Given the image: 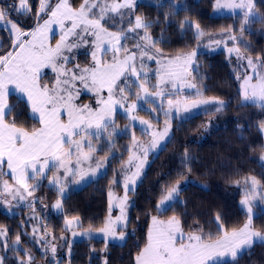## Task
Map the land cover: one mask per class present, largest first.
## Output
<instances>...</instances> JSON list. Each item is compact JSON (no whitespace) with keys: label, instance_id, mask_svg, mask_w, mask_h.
<instances>
[{"label":"snow or ice","instance_id":"1","mask_svg":"<svg viewBox=\"0 0 264 264\" xmlns=\"http://www.w3.org/2000/svg\"><path fill=\"white\" fill-rule=\"evenodd\" d=\"M136 0H121V2L109 3L108 0H81L79 6H73L70 0H40L39 7L36 10L35 16L37 20L36 27L25 32L18 27L16 23L7 20L6 17L10 11H16L20 15L30 14L32 8L28 0H19L17 6L16 0L7 9H0V21L10 24V32L13 36L11 44L7 50H3V45L0 44V177L6 175L2 171L4 161L6 160L7 168L11 170V178L15 180L19 187L13 193L8 181L4 180L3 189L5 192L13 195V199H24L20 194L22 188L29 196L32 191L38 188L39 183L35 188L29 190V179H35L37 176H43L45 169L49 171L57 168H64L65 175L71 172L76 174V170H80L83 178L86 173L80 169V165L84 161L91 160V153L94 151L91 141L88 137L100 139L101 130L107 129L114 123L110 119L114 111V106L120 101L114 99V93L118 90L121 94V100H126L123 95L125 89L128 88L127 79L124 81V87H120L118 81L124 74L131 71L133 75H138L134 66L136 52L129 51L127 46L122 43L129 37L127 33H135L138 29L144 30V35L140 40L147 41L152 48L156 47L158 41L153 40L149 35V29L152 24L146 22L139 15L135 16L134 25L125 32L121 29L120 32H111L105 25L109 21L114 20L115 15L121 18L124 16L131 17L134 14ZM215 7L218 9H240L242 13V29L246 31L247 26L252 23L264 24V15L255 10L253 0H216ZM47 17V18H44ZM43 21L40 23V21ZM70 22V27H66L65 22ZM58 24L63 34L60 40L54 47L48 43V33L52 31L51 25ZM129 19V24H132ZM189 25L186 20L182 23ZM196 38L199 39L204 35L196 25ZM79 29V32H77ZM69 35L77 36L81 42L87 43V37L92 36L95 39L92 41L96 50L92 52L94 64L91 67L80 69V76H76L72 70H69L65 65L70 61V57L64 55L65 50L71 51L76 45L67 41ZM236 39L235 37H230ZM107 43L111 46L101 48V45ZM219 43V42H217ZM135 48L140 51L143 63V56L147 55L148 45H143L137 41ZM102 51L107 53L113 52V60L111 62H103L97 58V52ZM124 51L123 59L118 58V53ZM157 54L162 55L161 50L157 49ZM233 49H229L232 52ZM237 58L241 59L239 49H235ZM196 53L193 51L185 55H176L167 60H159L158 82L153 87L157 89L155 95H163V90L160 85L166 82H172L173 87H176V82L183 84L188 76L193 58ZM152 59V56L148 57ZM258 60L260 58H257ZM249 67L253 69L255 74V83H253L252 75H245L241 84V106L251 104L264 110V74L260 73L256 64L251 58H247ZM264 66V61L261 62ZM51 67L59 76L67 77L63 80L57 79L55 85L40 84L41 69ZM77 67H79L77 65ZM194 71V69H193ZM91 80L92 89L97 94L98 109H94L89 105L77 107L74 103V97L71 91L72 81L79 79L88 87V79ZM9 85H14L15 89L27 96L31 114L33 119H38L41 125L39 128L31 130L25 127H18L13 116L14 107L8 104ZM189 88H195V84H188ZM138 87L147 93L148 89L144 83ZM107 89V98L101 93ZM131 91L130 88H128ZM197 95H200L197 92ZM169 106L173 101L169 99ZM177 104L180 101L176 102ZM207 100H196L193 106L197 104H208ZM122 106V105H121ZM223 101H217L215 110L221 111L224 107ZM136 105H131L129 110L135 108ZM63 113L67 114V122L62 119ZM168 115V113H165ZM142 124H147V121H141ZM151 127V125H149ZM95 128L96 131H89ZM260 130L264 132V122L260 123ZM143 131V129H142ZM168 133V128L162 133H154V139L151 147L155 148L158 139H163ZM74 137H79L74 139ZM88 151L85 152L84 148ZM76 155V169L69 167L71 157ZM145 159L140 160L136 165V172L130 176L126 175L124 179L125 195L120 199V215L115 218L111 217L112 204L109 203V217L104 222V226L99 229L105 236H116V228L120 222L126 221L125 205L128 199L127 193L134 191L129 184L135 185L136 178L140 175V169L146 163L147 151L144 152ZM133 159H138L134 155L129 157V164ZM189 157L185 152L183 163L187 166ZM264 160V156L261 157ZM31 169V175H29ZM190 170V169H189ZM93 175L95 170L93 169ZM116 183L117 181H113ZM56 183V181H52ZM239 183V181H237ZM245 183H249L248 180ZM260 182L255 178H250V187L246 192L245 198L241 200V205L246 206L249 218L242 227L222 230L216 237L211 233L205 235L201 229L189 234L185 237L180 225V221L176 216L168 220L158 219L157 216L151 217V225L149 226L146 242L139 249L135 256V264H222L225 257H230L233 264H238V258L241 253L256 242L264 243V234L254 230L252 226V208L249 204V197L256 194L257 185ZM58 191L62 194L64 189L59 188ZM180 194L179 185L168 188L166 194L161 198L160 203L156 206L157 212L167 211L168 205L175 201ZM111 196V193H110ZM167 202V203H166ZM60 208V202L55 205ZM217 222L220 217L217 216ZM78 223V220L76 221ZM72 221H68L71 224ZM125 225L121 224V227ZM223 229V225L218 223V230ZM0 236L5 237L2 246L5 250L11 247L12 251L17 250L20 245V235H17L15 242L9 246L7 242L6 230H0ZM119 239L123 241L125 234L123 231L119 233ZM185 240L187 242H185ZM55 253V247L51 248ZM24 258H19L16 264H34V257L29 251L23 252ZM4 257H0V264H4Z\"/></svg>","mask_w":264,"mask_h":264},{"label":"trees","instance_id":"2","mask_svg":"<svg viewBox=\"0 0 264 264\" xmlns=\"http://www.w3.org/2000/svg\"><path fill=\"white\" fill-rule=\"evenodd\" d=\"M30 2L32 12L27 16L34 14L38 0ZM11 3L12 0H0V7L8 8ZM73 3L78 6L81 0H73ZM214 3L215 0H184L176 6L168 2L142 1L135 6L131 17L116 18V15L115 28L126 30L134 24L135 16L139 15L152 24L148 31L158 41L156 45L163 52L171 54L193 50L198 44L208 42L211 37L233 32L236 34L237 44L248 55L262 56L264 61V24H249V30L242 32V15H215ZM255 10L264 15V0H256ZM129 19L132 24H129ZM186 20L190 26L186 24L181 28ZM197 24L204 33L199 39L195 35ZM106 26L109 27L108 24ZM112 26L114 24H110L111 28ZM142 32L144 33L143 29H138L130 34L140 38ZM132 35L129 39L135 38ZM6 49L3 47V50ZM190 78L200 95L215 102L223 101L225 106L221 113L209 125L216 110L173 119L171 136L151 156L142 180L130 192L133 203L126 228L127 240L123 243L97 238L76 241L72 245L71 255L63 260V264H104V260L107 264H135V256L146 242L152 216L164 219L176 216L186 232L201 229L203 234L211 233L213 237L222 230L242 227L246 222L248 214L240 203L246 195L245 181L254 175L264 190V163L261 162L264 135L260 130V123L264 122V110L251 104L241 106L238 79L223 50L200 52L192 66ZM197 92L195 96H198ZM10 101L14 112L9 119L15 118L18 126L29 130L39 126L38 120L32 118L24 99L12 94ZM138 114L157 121L149 109L140 108ZM118 137L114 146L124 149L129 141L127 138L131 136L123 132ZM114 146L108 148L114 150ZM127 152L128 149L121 154L112 155L108 159V171L95 180L81 188L69 190L63 199L64 212L50 215L49 225L56 232L64 229L66 216H79L81 228H100L104 225L115 170L123 162ZM185 152L190 158L187 166L183 163ZM186 178L189 182L182 188L180 198L167 211L157 212L156 206L168 188ZM45 188L51 190L47 186ZM116 188L118 191L123 189L120 182L116 184ZM52 192L55 197V190L52 189ZM30 208L28 206L22 208L20 213L9 214L0 206V230L5 229L9 233L8 243L15 241L19 234L28 248L34 247L31 239L27 240L30 235L25 232L22 224L26 211ZM217 216L220 217L218 222ZM218 223L223 225V229L218 230ZM25 224L29 230V225ZM252 226L264 231V212L253 218ZM3 241V236H0V242ZM0 251H5L2 243ZM23 252L18 248L16 251L10 249L4 257V264H16L17 259L23 257ZM222 264L233 262L229 259L222 261ZM238 264H264V243L256 242L251 248L244 250L238 258Z\"/></svg>","mask_w":264,"mask_h":264},{"label":"rangeland","instance_id":"3","mask_svg":"<svg viewBox=\"0 0 264 264\" xmlns=\"http://www.w3.org/2000/svg\"><path fill=\"white\" fill-rule=\"evenodd\" d=\"M142 1H147V0H136V5ZM149 1H151V3L168 2L175 4L176 6H179L184 0H149ZM52 2L55 3L56 0H52ZM108 2L109 3L121 2V0H108ZM253 2L254 4H256V0H253ZM28 3L32 8L30 0H28ZM39 3L40 0H38V4L35 7L34 14L30 16H27V14L20 15L16 11L14 12L12 11L8 13L6 19L10 20L13 23H16L18 27L22 28L25 32L30 31L31 29L35 28L37 24L35 13L39 7ZM70 3L73 6H75L73 0H70ZM215 4H216V0L213 9V14L215 15H230V14L242 15L240 9H236V10L218 9L215 7ZM17 6H19V0L17 2ZM0 9H7V8L0 7ZM112 15L114 16V20L109 21V23H107L109 27L106 25L105 27H107L108 30L111 32H120L121 30L115 28L116 15L115 14ZM116 18H120V16L117 15ZM42 22L43 21L41 20L40 23ZM110 24L111 25L114 24V27L112 26L111 28ZM65 25L66 27H70V22L66 21ZM132 26L130 25L128 26V28ZM10 28H11L10 24L4 21H0V44H2L3 47L7 49L9 48V45L11 44V41L13 39V36L11 35L10 32ZM51 29L52 31L48 33V43L50 46L54 47L55 44L60 40L63 31L61 27L55 23L51 25ZM127 29L124 31L127 32ZM247 30H249V26H247ZM77 32H79V29H77ZM127 35L129 37L132 34L127 33ZM143 35L144 33L141 36ZM149 35L154 40L153 36L150 33ZM132 36L135 37V35ZM230 37L236 38V34L233 32H228L221 35L220 37H211L208 40V42L204 41L198 44V46L193 50L178 54L163 52L157 45L155 48H152L147 41H142L140 40L139 37L137 38L135 37L133 39L128 38L126 41H122V43L127 46L129 51L136 52V59L134 61V66L136 68L138 75H133L131 71H128L124 74V76L120 78V80L118 81L120 87H124V81L127 79L128 88H130L131 91H129L128 88L125 89L123 95L127 97L126 100H121V94L119 93L118 90L114 93V99L120 101L119 104L114 106V111L110 117V119L114 121V123L107 129V131L101 130L100 139L97 140L93 137H88V139L92 143V147L94 151L91 153V157H92L91 160L84 161L80 165V169H82L83 172L86 173V175H84L83 178L80 174L79 169L76 170L75 175H73L71 172L65 175L64 168H57L51 171L45 169V173L43 176H37L35 179L28 180V184L30 186L29 190L35 188L37 183H39L40 185L38 188H35V191H32L31 196H29L27 192H25L21 188L20 194L24 196V199L20 200L19 196H17V199H13L12 194L4 191L2 182L4 180H7L9 186L12 188L13 193H15L16 189L19 186L16 185L15 180L11 178V170L7 168L6 160L4 161L2 171L4 173H7L8 175L6 176L3 175L2 177H0V206L1 208L4 209L5 212L9 214L20 213L23 211L22 208L31 206V208L28 211H26L25 220L22 221V224L24 225L25 232H27L30 235V237H27V240L30 241L31 239L34 247L28 248L22 242V235H21L20 237L21 243L19 246H17V248L22 249L23 251L25 250L29 251L30 254L34 257V264H63V260L71 255L73 243L79 240L97 238V239L105 240L107 242H118V243H123L127 240L128 231L126 230V228L128 225L131 206L133 203L132 196L130 193L131 191L127 193L128 199L125 205V215L127 219L126 221L120 222V224L117 225L115 237L105 236L104 233L99 231V229H101L104 225L100 228H90V227L81 228L80 227L81 219L79 216H69V217L66 216L64 220V229L62 231L56 232L55 229L52 228L51 225H49L50 215L51 213L59 214L64 212L63 199L68 194L70 189L81 188L87 183L91 182L92 180H95L100 175L107 172L109 168L108 159L112 155H115V153L121 154L122 152H125L126 149H128V152L126 153L127 155L126 157H124L123 162L115 170L116 173L114 176V180L117 182L112 183V186L109 191V203L111 201L112 204V210L110 214L112 219L115 220V218L120 215V206H119L120 199L123 198L125 195V188H124L125 176L126 175L130 176L132 173L136 172L137 170L136 165L140 162V160L145 159L144 152L147 151L146 163H144L142 168L140 169V175L139 177L136 178L135 185L129 184V187L134 188L135 190L143 178V175L151 161V156L153 154H156L164 146L166 141L171 136L173 119H175L176 117L183 118L199 112L215 110L217 102L212 101L206 97H203L202 95L195 96L194 94L197 92L196 87L189 88L187 86L188 84H194L191 81L190 78L191 75L186 78L183 84H181V82L179 81L176 82L175 88L173 87L172 82L170 81L160 85V88L163 90V95H155L157 89L154 88L153 86L156 85L158 82L157 73L160 67L157 61L162 59L167 60L168 58L174 57L176 55H185L194 51L196 55L193 58L192 65L189 69V71L192 73V66L196 61V58L200 52L223 50L227 53V58L229 62H231L233 65L236 77L238 79L240 91H241V84L246 74L252 75L253 76L252 82L255 83V74L253 72V69L249 67L247 58H251L253 62L256 64L258 71L264 74V66H261V62L263 61L262 56L253 57L251 55H248L239 46V44H237L236 39H231ZM86 39L88 42L84 43L81 42V40L77 36L69 35L67 37V41L76 46L73 47L71 51L65 50L64 55L69 56L71 58L70 61L65 65V67L69 70H72V72H74L76 76L81 75L80 73L81 68L91 67L94 64V61L92 59V52L96 50V46L92 41L95 38L92 36H88ZM137 41H139L143 45H148L149 48L147 55L143 56V63H142L140 51H138L135 48ZM104 47L110 48L111 46L107 43V41H105V43L101 45V48ZM237 48L239 49L240 56L243 57L241 59L237 58V52L235 51V49ZM157 49L161 50L162 55L157 54L156 51ZM229 49H233V51L229 52ZM117 55L119 59H123V57L125 56V52L121 51ZM149 56H152L153 58L149 59L148 58ZM97 58L101 59L103 62H111L113 60V52L108 51L105 54L102 51H99L97 52ZM257 58L260 59L258 60ZM77 65L79 67H77ZM58 78L63 80L67 77L59 76L58 73L54 72L51 67H45L41 69V73H40L41 85L46 84L49 87H52L53 85H55L56 80ZM87 83H88V87H85V84L82 83L81 80L79 79L72 81L71 91L74 97L73 103L77 107L89 105L94 109H98L99 105L97 104V94L92 89L90 78L88 79ZM141 83H144L145 87H147L148 89L147 93H145L143 90H141L138 87V85H140ZM8 87H9L8 104L11 105L10 97L12 94H15L19 98H22L26 101V103L29 106V112L31 114V109L29 102L27 101V96L16 90L14 85H9ZM101 95L104 96V98H107V89H105L101 93ZM169 99L173 101L171 107L169 106L168 103ZM196 100H207L210 101V103L197 104L193 106V103ZM177 101H180V103L177 104L176 103ZM133 104L136 105V107L129 110L130 106ZM140 108H145L152 111V116L156 118L157 121L154 119H148L140 116L138 114V110ZM165 113H168V115H165ZM220 113H221L220 111L214 112L208 122V125L211 122V120L216 116H218ZM62 119L64 122H67L68 117L66 113H63ZM141 121H147L148 123L142 124ZM149 125H151V127H149ZM39 127H41L40 124L36 128ZM166 127L168 128L167 135L164 136L163 139H159V137H156L158 139L157 146L155 148H152L151 144L154 139L153 134L164 132V129ZM89 131H96V129L93 128L90 129ZM123 132L131 136V138L130 137L127 138V141L128 140L129 141L127 144L124 145V149L123 148L119 149L118 147H115L114 144H116V141L119 140L118 135ZM262 133L264 135V132ZM78 138L79 137H74V139H78ZM110 146H114L115 149L110 150V148H108ZM84 151L87 152L88 149L85 147ZM132 155H134L138 159H133L131 164H129L128 163L129 157ZM262 156H264V153ZM261 162L264 163V160L261 159ZM69 167L76 169L75 153L71 157V163ZM93 169L95 170V175H93V171H92ZM28 174L31 175V169H29ZM251 177H255V176L254 175L250 176L247 179L249 183L247 184L244 183V185L246 186L245 188L246 192L250 187ZM54 180L56 181V183H52V181ZM118 182H120L123 187L121 191H118V189L116 188V184ZM188 182L189 180L186 178L176 183L175 185L177 184L179 185L181 192L182 188L185 187L188 184ZM45 186L51 188V190L46 189ZM59 188L64 189L62 194L58 191ZM52 189L55 190L56 193L55 197H53L54 193L52 192ZM49 198L52 199L49 201ZM179 198H180V194L177 199ZM244 198L245 196L242 199ZM58 201L60 202L61 205L60 208L55 207ZM173 202H171V204ZM171 204H169L168 207ZM249 204L252 208V214H251L252 220L257 214H259L260 212H264V190L260 183L257 185L256 194L254 196L249 197ZM243 208L246 210L248 214L247 207L243 206ZM108 217H109V204H108L107 218ZM157 218L161 220H168V219L160 218L158 216ZM248 218H249V214H248ZM177 219L180 221L179 218ZM77 220L78 223L76 222ZM68 221H72V223L68 224ZM25 223L29 225V230L26 228ZM121 224L125 226L121 227ZM180 225L185 237L193 233V232L191 233L186 232L182 227L181 221H180ZM253 229L257 230L254 227ZM121 231H123L125 234V239L123 241L119 239V233ZM257 231H260L262 234H264V231L261 230H257ZM6 235L7 237L9 235L7 230H6ZM3 239H5V237H3ZM14 242L15 241H12V243H8L9 246H11ZM185 242L187 241L185 240ZM256 242H260V241H256ZM52 247H55L56 249L55 253L51 251ZM10 249L11 247H9L8 250L0 251V257H5V255L8 254V251ZM229 259L231 258L225 257L223 258L222 261ZM104 262H105L104 264H107L106 260H104Z\"/></svg>","mask_w":264,"mask_h":264}]
</instances>
